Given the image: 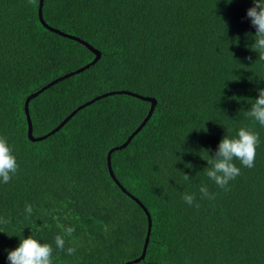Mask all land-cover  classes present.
<instances>
[{"label": "trees", "instance_id": "trees-1", "mask_svg": "<svg viewBox=\"0 0 264 264\" xmlns=\"http://www.w3.org/2000/svg\"><path fill=\"white\" fill-rule=\"evenodd\" d=\"M252 6L0 0V137L19 166L9 183L0 182V217L10 219L0 224V264L29 235L53 247L52 264H126L142 254L145 207L152 217L147 252L130 264H264V127L245 115L264 88V61L251 49L256 29L246 15ZM82 41L100 53L95 63ZM55 80L30 99L32 139L26 99ZM119 90L156 104L131 142L112 153L114 179L109 150L152 105L105 95ZM241 127L259 134L255 166L234 160L241 174L224 191L207 177L206 159ZM201 184L215 199L201 198ZM186 192L196 194L193 206L182 199ZM58 223L75 229L64 237L74 255L56 249Z\"/></svg>", "mask_w": 264, "mask_h": 264}, {"label": "clouds", "instance_id": "clouds-1", "mask_svg": "<svg viewBox=\"0 0 264 264\" xmlns=\"http://www.w3.org/2000/svg\"><path fill=\"white\" fill-rule=\"evenodd\" d=\"M246 15L256 29L255 42L251 45V49L259 54V60L264 61V0H253V6L247 9ZM258 93V97L252 100L251 107L245 112V115L264 127V88H259ZM259 144V134L246 127H241L235 137L224 136L219 142L215 154L213 156L208 154V159H206L208 166L204 169L207 177L219 188L229 191L230 181L235 180L241 174V169L236 166L234 160H239L245 168H253L256 149ZM209 151L211 150L206 152ZM18 167L16 157L7 142V138L0 137V182L9 183L17 173ZM183 179L186 182L191 180L187 174H183ZM199 192L201 198L215 199V194L211 193L204 184H201ZM182 199L189 206H193L196 194L186 192L182 195ZM195 207L198 208L199 204H195ZM32 211V206L26 204L25 212L27 215L31 216ZM7 223H10V219L0 217V224ZM57 227L62 230L63 235L57 234L54 237L56 249L65 252L67 255H74L76 249L74 247L66 248L64 237H70L75 229L60 223L57 224ZM53 251L54 249L50 244L41 243L29 235L27 238H20L15 249L8 250L7 260L9 264H52Z\"/></svg>", "mask_w": 264, "mask_h": 264}, {"label": "water", "instance_id": "water-1", "mask_svg": "<svg viewBox=\"0 0 264 264\" xmlns=\"http://www.w3.org/2000/svg\"><path fill=\"white\" fill-rule=\"evenodd\" d=\"M43 1L44 0H40V7L43 5ZM40 16H42V12H40ZM82 42L84 44H86L93 52H95L97 54L96 58L92 61L93 63H95L98 60V58L100 56V53L94 47H92L90 44H88V43H86L84 41H82ZM89 65H90V63L87 64V65H85V66H83V67H81V68H79L75 72H80V71L84 70L86 67H88ZM68 75H70V74H67L66 76H68ZM58 80H55V81L50 82L49 84L45 85L44 87H42L41 89H39L35 93H32L31 95H29L28 98L26 99V102H25V112H26V115H27L28 123H29V136L32 139H34V136H32V121H31V117H30V113H29V102H30V99L32 97L38 95L39 93L43 92L50 85L54 84ZM115 93H126V94H130V95L139 97V98L144 99V100H149V101L152 102V105L150 106V109H149L146 117L143 119V121L137 127V129L127 138V140L124 143H122L121 145L115 146V147H113V148H111L109 150V152H108V159H107L108 160V167H109L110 173H111V175H112V177L114 179H115V174H114V171L112 169V162H111V155H112V153L114 151H116V150H120V149L126 147L131 142V140L134 138V136L144 127V125L146 124V122L150 119V117H151V115L153 113L155 104H156V99H154L152 97H149V96H143L141 94H138V93L133 92V91H128V90L110 91V92L106 93L105 95L115 94ZM100 97H102V96H100ZM100 97H97L96 99H98ZM96 99H94L93 101H95ZM89 103L80 105L79 107H77L76 109H74L54 130L51 131V133H54L55 131L59 130L64 124H66L73 117V115H75L77 113V111L80 108H83L84 106L88 105ZM144 210H145V212L147 214V217H148V232H147L146 240H145V243H144L143 251H142V254H141V256L139 258H136L135 260L129 261L126 264H130V263H133L135 261H138V260L144 258L145 255H146L147 248H148V244H149V239H150L151 231H152V217H151V214H150V212L148 211V209L146 207L144 208Z\"/></svg>", "mask_w": 264, "mask_h": 264}]
</instances>
